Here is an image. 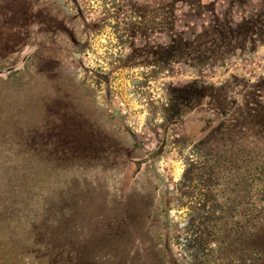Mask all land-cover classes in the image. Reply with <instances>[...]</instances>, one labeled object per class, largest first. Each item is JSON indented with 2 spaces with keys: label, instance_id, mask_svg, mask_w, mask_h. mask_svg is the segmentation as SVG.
I'll return each mask as SVG.
<instances>
[{
  "label": "rangeland",
  "instance_id": "1",
  "mask_svg": "<svg viewBox=\"0 0 264 264\" xmlns=\"http://www.w3.org/2000/svg\"><path fill=\"white\" fill-rule=\"evenodd\" d=\"M172 1L0 0V264L249 262L246 249L219 257L203 221L237 204L226 223L245 222L264 205V173L209 168L186 114L149 154L174 87H222L232 107L256 84L264 112V0L177 1L175 13ZM174 34L196 40L190 53Z\"/></svg>",
  "mask_w": 264,
  "mask_h": 264
},
{
  "label": "trees",
  "instance_id": "2",
  "mask_svg": "<svg viewBox=\"0 0 264 264\" xmlns=\"http://www.w3.org/2000/svg\"><path fill=\"white\" fill-rule=\"evenodd\" d=\"M177 1L183 2L186 0L172 1L174 3L172 6L174 13L175 2ZM191 2L197 5L198 8L199 4L202 3L200 0H192ZM174 18L176 19V17ZM177 43L179 44L178 54H187L190 53V46L196 45V40L187 41L178 34H174L170 45L174 46ZM197 49L199 52V45ZM197 60L199 61V59ZM255 85H247V89L241 95V102H236L232 107V94L226 93L225 90L222 91V87L199 83V80H194L180 87H174L170 97V113L163 127V139L149 156H157L164 152L167 132L171 126H179L182 123L179 118H175L186 114L188 118H193L191 121L187 119L183 125L186 138L193 143V152L196 155L205 161H213L212 164H208L209 168L213 170L214 168H226L225 166L231 168L245 167L247 173L251 174L252 177L264 173V112L261 113L258 110V105L262 103L258 100L262 98V95L256 90ZM199 109L202 111L212 109L216 117L214 119L206 117L199 122ZM214 137L231 141L232 149L228 154L205 147L207 142L212 141ZM259 146H261V149L257 148ZM94 148H97V146ZM93 153V147H89L83 154L93 155ZM98 153L100 154V152ZM134 170L137 172L139 168L135 165ZM251 182L254 186H257L255 179ZM238 184L239 182L236 181V185ZM236 206L238 205L228 207L217 216L211 214L210 217L204 220L205 233L221 234L222 245L219 257L232 258V255L236 252L237 254H245L244 250L246 249L248 250L246 257L249 262L243 261V264H264V205L248 208L249 218L245 222L239 223L237 221L229 225L226 223L230 217L229 214L240 212ZM215 227L217 231L214 230ZM232 232L234 236H231ZM258 254L259 256L256 257ZM50 262L49 264H71L70 260L62 254L58 261L57 256L54 255L53 261Z\"/></svg>",
  "mask_w": 264,
  "mask_h": 264
},
{
  "label": "bare ground",
  "instance_id": "3",
  "mask_svg": "<svg viewBox=\"0 0 264 264\" xmlns=\"http://www.w3.org/2000/svg\"><path fill=\"white\" fill-rule=\"evenodd\" d=\"M179 170L176 171V173H178Z\"/></svg>",
  "mask_w": 264,
  "mask_h": 264
}]
</instances>
